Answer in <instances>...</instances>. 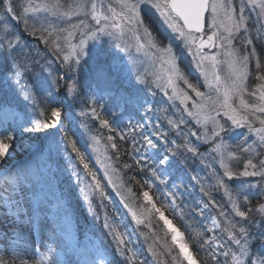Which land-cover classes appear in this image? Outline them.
Masks as SVG:
<instances>
[{
	"label": "snow or ice",
	"instance_id": "6c2138e0",
	"mask_svg": "<svg viewBox=\"0 0 264 264\" xmlns=\"http://www.w3.org/2000/svg\"><path fill=\"white\" fill-rule=\"evenodd\" d=\"M0 120L20 122L0 124V201L18 219L32 213L14 197L42 180L4 166L22 128L42 159L67 153L97 220L94 201L115 193L151 264H264V0H0ZM175 158L204 172L190 173L194 202L184 183L157 190ZM117 213L101 224L114 255L148 264ZM17 243L0 264H79L54 230L40 259Z\"/></svg>",
	"mask_w": 264,
	"mask_h": 264
},
{
	"label": "rangeland",
	"instance_id": "374dc122",
	"mask_svg": "<svg viewBox=\"0 0 264 264\" xmlns=\"http://www.w3.org/2000/svg\"><path fill=\"white\" fill-rule=\"evenodd\" d=\"M123 55V54H122ZM126 58V57H125ZM183 58V56H182ZM103 59V57H101ZM188 64V60H184V65L186 66ZM192 76L195 77L196 73L193 71ZM159 99V97H157ZM122 118L117 119V123H120V120ZM10 122L11 127H16L20 122L19 121H14V120H7L3 121V123ZM0 124H2V120H0ZM9 126V125H7ZM1 130V129H0ZM73 134L74 138H76L78 141L80 140L79 133L76 131V129H73ZM3 135V134H2ZM15 139L12 142V147L10 149H13L15 146H22L24 145L25 142H27V136L29 134L24 133L22 128H17V131L14 133ZM62 135V133L57 134V139L59 140V137ZM40 136H43V134H40ZM233 136H236V133H233ZM29 142V141H28ZM38 143V142H37ZM160 146L158 145V148L156 150H153L152 152L149 153V158L152 160L154 163L156 160L155 153L160 151ZM91 163V166L98 171V175L101 177L103 176L102 169H100L99 165L95 162V158H91V153L89 151L88 153ZM30 167L29 170L30 172H39L42 174V180L41 182L36 185V186H31L28 189L29 192L33 194V197L35 200H39L42 202H45L46 209L49 211H53L56 214L57 222L61 221L62 226L65 229V233L67 234L66 238L71 242L73 246L79 247V251H76L74 248L70 249L69 254L73 255V259H76L79 261V264H85V258L89 260H95L97 257L102 258L105 262V264H108V256L105 251H103L101 245L103 244L100 238L97 236L99 235V230L101 232H106L105 229L102 227V221H103V216L105 212L112 213L113 207H116L118 213L117 215L122 221V227L124 230L130 235V239L133 242L134 247L136 250L142 254L146 260L148 261V264H151V257L150 254L147 253L146 245H144V240L143 237H140L138 239L137 234L134 231V225H132L129 221V219L123 215L124 209L120 205L118 197H116L115 193L109 188L108 195L110 197V201H106L105 203L107 204V208L100 207L99 200L94 201L93 207H95L96 211L100 215V220H97L93 215L91 210L89 209V206L86 202H84L83 198L80 195L79 187L76 181V178L72 174V169L69 166V161L67 159V153L64 151H61L60 154L56 157L55 160L53 161H48L44 160L38 155L36 156V160H31L30 159ZM180 159L175 158L171 160L169 167H168V181L166 185H159L157 184V190L160 192L168 191L171 190V188L175 184L179 183H184L186 185V188L183 191L184 197H185V202H194L195 200H192L190 198L192 196V191L193 194L195 195V191L193 186L191 185V182L188 181L190 179V173L191 171L187 170L189 169V166H192L191 169H196L197 171H201V175H204V172L200 169L197 168L196 165L198 162L195 164L192 162H185L184 166L186 169V172H184L182 169L179 168V163ZM190 165H188V164ZM187 165V166H186ZM58 175L59 179L60 177L63 178V176H66V180L62 181V186L59 185V180L57 179ZM136 184V181H134ZM72 185L74 189L76 190L75 193H69V185ZM200 195V193H199ZM198 195L197 199L200 198ZM159 194L157 193L156 198L159 199ZM196 197V195H195ZM64 199L68 202H65ZM157 199V200H158ZM75 205V202L79 203L80 211H82L83 215L85 216L87 223H84V227L82 228V232L85 235H80L79 232H77L73 226V211L69 209V207L66 206V203H70ZM159 206V204H158ZM166 213H168L166 211ZM82 219H84L83 216H81ZM80 218V220H81ZM84 219V220H85ZM83 220V222H85ZM155 222V221H154ZM99 228L97 231L96 229ZM146 229V228H145ZM150 231L149 229H147ZM146 231V230H145ZM102 243V244H101Z\"/></svg>",
	"mask_w": 264,
	"mask_h": 264
},
{
	"label": "bare ground",
	"instance_id": "6f19581e",
	"mask_svg": "<svg viewBox=\"0 0 264 264\" xmlns=\"http://www.w3.org/2000/svg\"><path fill=\"white\" fill-rule=\"evenodd\" d=\"M15 146L9 149L8 155L4 159V166L8 170L15 169L16 172H30V159L36 160V152L31 149H26L25 145ZM30 185L24 188L23 192L14 197V199L21 200L22 206L20 212L32 213V223H27L21 214V218L15 217L17 210L15 208H6L2 201H0V247L11 245L13 240H18L15 246L19 249L21 254L32 255L36 254L35 258L40 259V253L45 251V248L40 247L41 243L48 240L52 235V230L59 242H65L67 234L62 226V222L58 221L55 212L47 210L45 202L35 200L33 194L29 192ZM169 219V213H165ZM175 227L179 226L173 220ZM180 229V228H179ZM181 230V229H180ZM187 240V238H185ZM46 247V244H45ZM70 251V250H69Z\"/></svg>",
	"mask_w": 264,
	"mask_h": 264
},
{
	"label": "trees",
	"instance_id": "16d2710c",
	"mask_svg": "<svg viewBox=\"0 0 264 264\" xmlns=\"http://www.w3.org/2000/svg\"><path fill=\"white\" fill-rule=\"evenodd\" d=\"M5 134H6V132H5ZM40 135V134H39ZM179 164V168L180 169H182L184 172H186V169H185V166H184V163H181V161L178 163ZM188 164V163H187ZM188 165H190V164H188ZM192 166H189V169H187V170H189V171H191L192 169ZM56 176H57V179L59 180V185L60 186H62V181H65L66 180V176H63V178L62 177H60V179H59V177H58V175L56 174ZM188 181L189 182H191L190 181V179H188ZM133 184H135L134 183V181H133ZM69 185V184H68ZM193 188H194V191H195V195H196V197H195V195L193 194V191H192V196L190 197V198H192V200H196L197 199V197H198V195H199V189H198V187H195V186H193ZM72 191H73V193H75V189H74V187L72 186V185H69V193H72ZM214 195H216V198L217 199H220V194H218V193H215ZM200 196V195H199ZM158 199V198H157ZM159 199H161V197H159ZM158 199V200H159ZM74 211H76V219H77V222H79V223H87L88 221H86V219H88V218H86L85 219V216L83 215V213H82V211H80V207H79V203L78 202H75V205H74ZM169 213H170V215L173 217V215H172V213L169 211ZM81 216H83L84 217V219H82L81 218ZM80 218H81V220H80ZM83 220L85 221V222H83ZM175 221H176V223L177 224H179V226H180V228H182L183 229V231H184V228H183V225H182V223L178 220V219H174ZM155 223V222H154ZM162 227V222H160V223H157L156 224V229H159V228H161ZM156 229H153V230H156ZM97 231L99 230V228H97L96 229ZM146 230V231H145ZM143 231L144 232H149L147 229H143ZM99 232V238H100V240L104 243V245L106 246V248H107V250H108V252L110 253V255H111V263L112 264H121V260H120V257L118 256V255H114V246H110V237H107L106 236V232H101L100 230L98 231ZM186 236V238H187V234L185 235Z\"/></svg>",
	"mask_w": 264,
	"mask_h": 264
}]
</instances>
